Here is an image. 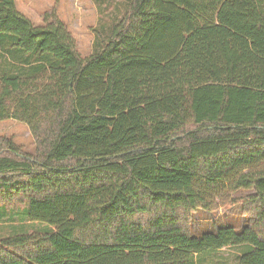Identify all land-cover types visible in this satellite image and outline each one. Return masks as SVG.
I'll use <instances>...</instances> for the list:
<instances>
[{
	"label": "trees",
	"instance_id": "trees-1",
	"mask_svg": "<svg viewBox=\"0 0 264 264\" xmlns=\"http://www.w3.org/2000/svg\"><path fill=\"white\" fill-rule=\"evenodd\" d=\"M96 1L83 58L55 8L36 26L0 0V123L36 143L0 137V206L53 228L0 239V264H195L239 247L238 264H264L263 0ZM224 191L250 192L229 202L248 225L193 236Z\"/></svg>",
	"mask_w": 264,
	"mask_h": 264
},
{
	"label": "rangeland",
	"instance_id": "rangeland-1",
	"mask_svg": "<svg viewBox=\"0 0 264 264\" xmlns=\"http://www.w3.org/2000/svg\"><path fill=\"white\" fill-rule=\"evenodd\" d=\"M17 9L27 16L36 26H43L45 13L56 9L58 17L66 24L77 42V49L83 58L94 53V44L101 17L99 2L96 0H15ZM124 2V1H122ZM111 5L117 13L109 21V25L121 19L126 6L124 3ZM264 4V0H263ZM110 15V10L108 12ZM110 29L105 28V35ZM2 63V60L0 61ZM0 137L11 139L27 153L34 154L36 143L27 124L8 119L0 123ZM247 191H224L211 211L199 210L193 216L191 233L201 236L204 233L217 232L223 227H233L242 231L248 225V217L243 214L241 205L232 206L229 202L249 194ZM53 228L47 224L33 222L29 219L28 210L20 205L0 206V239L32 232H51ZM243 248H224L221 251L209 252L195 257V264H238Z\"/></svg>",
	"mask_w": 264,
	"mask_h": 264
}]
</instances>
